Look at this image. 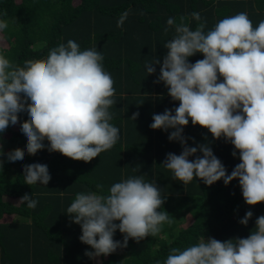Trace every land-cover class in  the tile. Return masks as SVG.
<instances>
[{"label": "clouds", "instance_id": "clouds-1", "mask_svg": "<svg viewBox=\"0 0 264 264\" xmlns=\"http://www.w3.org/2000/svg\"><path fill=\"white\" fill-rule=\"evenodd\" d=\"M128 15V11L120 15L117 27ZM191 18L199 22L195 30L183 16L179 23L174 17L167 19L164 31L174 28V36L163 44L168 51L162 64L159 59L146 64L148 74L160 64L155 82L162 81L172 100L179 101L174 110L154 114L150 124L152 129H174L168 139L179 141L183 148L179 155L168 153L162 164L184 185L195 178L209 186L222 178L225 185L238 179L245 202L256 205L264 202V20L254 26L247 12H239L205 32L206 20L200 13L193 11ZM7 27L8 22L0 19V31ZM196 53L204 58L190 63L188 58ZM103 59L96 48L81 51L71 39L50 49L46 58L28 59L23 66L0 53V133L19 123V113L27 112L20 130L29 155L44 149L45 140L49 152L84 162L111 149L120 130L110 123L116 89ZM138 116L139 112L133 113L131 119ZM189 119L192 125L207 128L213 138L223 137L234 145V157L239 150L240 163L231 174L209 144L187 145L182 133ZM198 151L203 155L190 160ZM24 156L17 147L7 153V160L22 162ZM3 163L0 159V168ZM23 173L28 185H47L51 180L46 164L24 165ZM96 187L103 189L100 184ZM19 202H27L30 209L38 203L27 193ZM164 202L155 180L147 182L143 175H135L112 184L107 194L77 193L66 213L81 226L79 239L94 249L85 251L92 259L127 247L129 238L139 242L158 236L164 224L173 223L167 211L158 210ZM252 216L247 211L239 223L247 225ZM117 229L124 234L123 242L113 238ZM163 264H264V215L246 238L204 237L183 249L171 248Z\"/></svg>", "mask_w": 264, "mask_h": 264}, {"label": "trees", "instance_id": "trees-1", "mask_svg": "<svg viewBox=\"0 0 264 264\" xmlns=\"http://www.w3.org/2000/svg\"><path fill=\"white\" fill-rule=\"evenodd\" d=\"M125 11L129 15L117 27ZM193 11L206 20L205 32L239 12H247L256 26L264 20V0H0V19L8 22L0 31V53L16 64L46 58L50 49L69 39L81 51L96 48L102 53L104 69L116 89L110 123L120 130L117 143L90 162L49 152L47 140L44 149L29 155L20 130L27 112L19 113V123L0 133L4 152L0 157L4 160L0 168V264H155L157 260L163 264L173 247L183 249L204 237L224 241L251 234L256 219L264 215V202L248 205L238 179L225 185L222 178L210 186L200 178L187 185L173 179L162 163L168 153L179 155L182 145L168 139L174 129L150 127L154 114L174 110L179 101L172 100L162 81L155 82L160 64L153 65L152 74L147 73L146 64L155 59L162 64L168 51L163 44L174 36V28L164 31L167 19L174 17L179 23L183 16L195 30L199 22L191 18ZM203 58L196 53L188 60L195 63ZM136 112L137 119H131ZM182 134L190 147L209 144L227 174L240 163L239 150L232 155L234 145L223 137L213 138L207 128L192 125L191 119ZM17 147L24 150V160L8 161L7 153ZM202 155L198 151L189 159ZM32 163L48 166L51 180L47 185L25 183L24 165ZM135 175H143L147 182L155 180L165 199L158 210L167 211L173 223L164 224L156 237L139 242L129 238L127 247L90 259L85 251L94 249L79 239L81 226L66 213L68 206L79 192L107 194L112 184ZM26 193L38 201L35 209L19 202ZM247 211L253 216L243 225L239 220ZM123 237L117 229L113 238L123 242Z\"/></svg>", "mask_w": 264, "mask_h": 264}]
</instances>
